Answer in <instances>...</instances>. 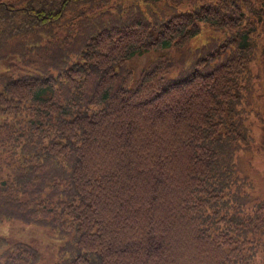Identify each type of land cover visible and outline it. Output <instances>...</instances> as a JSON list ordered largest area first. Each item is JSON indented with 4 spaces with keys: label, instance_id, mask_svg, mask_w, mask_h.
I'll return each instance as SVG.
<instances>
[{
    "label": "trees",
    "instance_id": "obj_1",
    "mask_svg": "<svg viewBox=\"0 0 264 264\" xmlns=\"http://www.w3.org/2000/svg\"><path fill=\"white\" fill-rule=\"evenodd\" d=\"M260 38L264 0H0V222L49 228L52 264H264Z\"/></svg>",
    "mask_w": 264,
    "mask_h": 264
},
{
    "label": "rangeland",
    "instance_id": "obj_2",
    "mask_svg": "<svg viewBox=\"0 0 264 264\" xmlns=\"http://www.w3.org/2000/svg\"><path fill=\"white\" fill-rule=\"evenodd\" d=\"M257 37V34H254L255 40ZM253 56L251 72L253 75H256V72L260 74L256 92L258 94L257 105L261 111L262 120L258 119V122H254L255 129L251 134L250 144L241 151V160L242 168L248 175V181L252 184V189L249 191L252 197L261 200L264 199V38H260L254 46ZM152 58L153 53L136 55L130 65L138 74L147 61ZM5 173L8 174L6 171ZM48 229L41 225L10 220L0 222V237L6 238L12 243L18 241L29 243L40 252L41 261L39 264H52L56 259L57 245ZM261 241H264V233L261 234Z\"/></svg>",
    "mask_w": 264,
    "mask_h": 264
}]
</instances>
